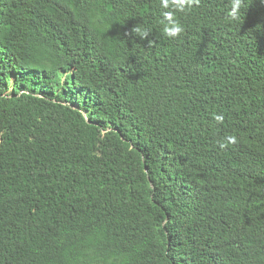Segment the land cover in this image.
Here are the masks:
<instances>
[{
	"label": "trees",
	"instance_id": "trees-1",
	"mask_svg": "<svg viewBox=\"0 0 264 264\" xmlns=\"http://www.w3.org/2000/svg\"><path fill=\"white\" fill-rule=\"evenodd\" d=\"M228 7L0 0V264H264V0Z\"/></svg>",
	"mask_w": 264,
	"mask_h": 264
},
{
	"label": "clouds",
	"instance_id": "clouds-1",
	"mask_svg": "<svg viewBox=\"0 0 264 264\" xmlns=\"http://www.w3.org/2000/svg\"><path fill=\"white\" fill-rule=\"evenodd\" d=\"M200 0H159V7L162 10V33L168 38H179L184 31L183 26L176 18L178 12H184L191 7L198 5ZM245 3V0H229V7L227 15L233 20H238L241 14V9ZM136 32L141 38H146L149 35L148 30L136 29ZM215 119L218 122L223 121V116L217 115ZM227 141L229 143H235V136H228ZM221 148L225 147V144L220 145Z\"/></svg>",
	"mask_w": 264,
	"mask_h": 264
},
{
	"label": "bare ground",
	"instance_id": "bare-ground-1",
	"mask_svg": "<svg viewBox=\"0 0 264 264\" xmlns=\"http://www.w3.org/2000/svg\"><path fill=\"white\" fill-rule=\"evenodd\" d=\"M115 4V3H114ZM97 9V8H96ZM105 10V9H104ZM115 10V9H114ZM53 13V12H52ZM113 16V15H112ZM0 247H1V245H0ZM4 255V254H3ZM4 258V257H3ZM15 264H17V262L15 263Z\"/></svg>",
	"mask_w": 264,
	"mask_h": 264
}]
</instances>
